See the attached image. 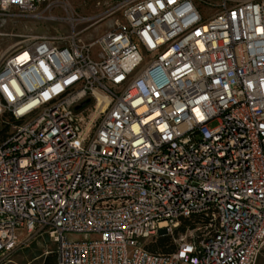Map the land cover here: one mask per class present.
<instances>
[{
	"label": "built area",
	"instance_id": "1",
	"mask_svg": "<svg viewBox=\"0 0 264 264\" xmlns=\"http://www.w3.org/2000/svg\"><path fill=\"white\" fill-rule=\"evenodd\" d=\"M111 1L120 18L96 40L35 38L0 58V264L42 235L55 264H253L264 0ZM186 220L174 251L147 248Z\"/></svg>",
	"mask_w": 264,
	"mask_h": 264
},
{
	"label": "rangeland",
	"instance_id": "2",
	"mask_svg": "<svg viewBox=\"0 0 264 264\" xmlns=\"http://www.w3.org/2000/svg\"><path fill=\"white\" fill-rule=\"evenodd\" d=\"M111 0H62L36 13L23 14L16 9L0 10V58L18 45H25L35 38H47L58 44L70 40H96L120 18L121 11L112 8ZM208 15L206 6H199ZM97 46L92 51L95 53ZM215 122L211 123V126ZM192 225L181 224L171 234H159L148 244L149 248L162 251L170 248L192 229ZM90 234H69V240L91 239ZM54 250L51 237L42 235L20 242L3 259L2 264H43L47 255ZM253 264H264V245Z\"/></svg>",
	"mask_w": 264,
	"mask_h": 264
},
{
	"label": "trees",
	"instance_id": "3",
	"mask_svg": "<svg viewBox=\"0 0 264 264\" xmlns=\"http://www.w3.org/2000/svg\"><path fill=\"white\" fill-rule=\"evenodd\" d=\"M183 223H184V224H188V225H192V222L189 221V220H186V221L181 222L180 225L183 224ZM151 242H152V241H151ZM149 243H150V242H149ZM149 243H148V244H149ZM147 248H148L151 252H153V253L169 254V253H171L172 251H174L175 246L172 245L170 248H164L162 251H156V250H154V249H151V248H149L148 245H147ZM55 260H56V259H55V253H54V251H53L52 253H50L49 255L46 256V258H45L43 264H55Z\"/></svg>",
	"mask_w": 264,
	"mask_h": 264
},
{
	"label": "bare ground",
	"instance_id": "4",
	"mask_svg": "<svg viewBox=\"0 0 264 264\" xmlns=\"http://www.w3.org/2000/svg\"><path fill=\"white\" fill-rule=\"evenodd\" d=\"M19 46V45H18ZM174 226H177V224H175Z\"/></svg>",
	"mask_w": 264,
	"mask_h": 264
}]
</instances>
